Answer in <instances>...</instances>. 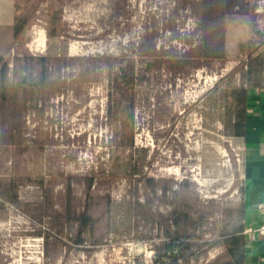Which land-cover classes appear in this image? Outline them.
Wrapping results in <instances>:
<instances>
[{
  "label": "rangeland",
  "instance_id": "rangeland-1",
  "mask_svg": "<svg viewBox=\"0 0 264 264\" xmlns=\"http://www.w3.org/2000/svg\"><path fill=\"white\" fill-rule=\"evenodd\" d=\"M234 1L228 29L237 42L262 47L264 0ZM199 2L21 0L27 29L10 65L20 56L38 79L46 65L27 57L55 54L49 70L57 83L42 106L24 113L21 152L0 151V178H18L19 198H45L41 218L34 207H0V264H163L161 229L130 221L129 200L158 218L186 200L192 224L198 209L206 211L191 263L206 264L205 239L234 224L241 206L239 140L217 90L240 82L248 55L233 48L220 59L199 56ZM130 61L127 84L119 72ZM143 154L142 173L121 175L128 163L139 168ZM84 211L96 220L77 243L75 216Z\"/></svg>",
  "mask_w": 264,
  "mask_h": 264
},
{
  "label": "trees",
  "instance_id": "trees-1",
  "mask_svg": "<svg viewBox=\"0 0 264 264\" xmlns=\"http://www.w3.org/2000/svg\"><path fill=\"white\" fill-rule=\"evenodd\" d=\"M199 1L202 10L199 31L203 34L199 56L220 59L224 58L233 48H236L239 54H248L246 63L241 67L244 77L240 78V82L237 84L229 80L224 85H220L222 87L217 90L223 100V108L226 112L224 123L230 134L239 138L244 125L248 89L254 86H264V45L258 47L256 41L250 38L237 42L239 38L228 29V11L236 6L234 0ZM26 22V18L22 16L17 30H23L26 27ZM53 40L57 42L56 36L53 37ZM53 55H40L37 58L27 57L28 60L36 59L46 65L38 79L34 77L33 67L29 63H22V57L17 56L14 59V65L11 66L7 57L0 56V151L14 149L21 152V147L27 140L23 120L24 113L28 109H38L52 96L57 83L49 70L52 57H57ZM119 73L121 79L125 80L127 84L131 83L134 64L131 61L125 62ZM125 90H129L128 86ZM145 159L146 154H143L139 168L132 167L131 163H128L121 175H130L135 173L134 171L142 173ZM115 173L117 172L112 168L110 174L114 175ZM94 179V176L90 178L89 186L93 184ZM35 181L38 185H43V178ZM18 184V178L14 176L0 178V207L4 208L5 202L9 201L23 207L28 213L31 211V207H34L38 212L37 214L32 213V215L43 217L44 196L43 199L36 202H25L17 194ZM126 204L127 217L130 221L134 223L145 219L161 229V242L157 246L159 262L163 264L166 262L169 264L192 263L193 258L197 256L193 242L197 241L198 237H202V233L198 232L199 229L209 224V215L206 211L198 209L199 215L196 222L192 224L194 219L190 209L192 204L186 200L175 208L171 216L161 218L150 214L145 204L140 200H129ZM75 219L79 226L76 241L81 243L82 233L92 226L96 219L86 211L76 214ZM243 228V210L240 206L236 222L229 227L222 226L217 229L213 238L205 239L207 246L199 249L205 256L206 264H242ZM212 249H217V252L210 256Z\"/></svg>",
  "mask_w": 264,
  "mask_h": 264
},
{
  "label": "crops",
  "instance_id": "crops-1",
  "mask_svg": "<svg viewBox=\"0 0 264 264\" xmlns=\"http://www.w3.org/2000/svg\"><path fill=\"white\" fill-rule=\"evenodd\" d=\"M21 0H0V56L19 52L21 38L27 29L18 31ZM248 55V54H246ZM240 148L239 188L243 210V262L264 264V86L250 87L242 135L237 138Z\"/></svg>",
  "mask_w": 264,
  "mask_h": 264
},
{
  "label": "built area",
  "instance_id": "built-area-1",
  "mask_svg": "<svg viewBox=\"0 0 264 264\" xmlns=\"http://www.w3.org/2000/svg\"><path fill=\"white\" fill-rule=\"evenodd\" d=\"M258 208L264 211V203H259V204H258ZM259 230H260L261 232H264V225H262V226L260 227ZM164 264H169V263L166 262V263H164Z\"/></svg>",
  "mask_w": 264,
  "mask_h": 264
}]
</instances>
